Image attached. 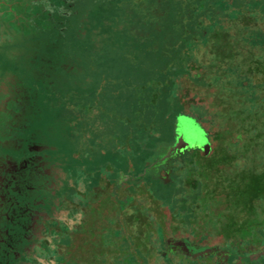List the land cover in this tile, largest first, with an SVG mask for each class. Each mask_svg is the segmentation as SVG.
Wrapping results in <instances>:
<instances>
[{"label": "rangeland", "instance_id": "1", "mask_svg": "<svg viewBox=\"0 0 264 264\" xmlns=\"http://www.w3.org/2000/svg\"><path fill=\"white\" fill-rule=\"evenodd\" d=\"M229 1L50 0L53 6L61 5L70 12L62 15L56 8L44 10L22 0H0V72H17L21 68L23 74L20 79L15 74L10 80L16 101L0 93V105L15 112L18 118L0 113V140H17L20 133L25 134L21 128L24 122L19 118L27 116L29 127L41 131L40 141L51 146L53 160L73 176L80 167L89 189L87 203L106 192L109 182L121 181L123 177L128 178L130 185L144 182L135 179L140 174L145 177V169L153 179L160 182L165 178L181 187L189 178L193 154L188 150L169 154L179 131L176 122L182 105L176 84L166 94L171 82L165 73L175 78L181 70L189 69L191 62H201L203 54L196 46L188 54L181 50L191 41L202 44L205 35H211L210 27L215 21L220 22V28L224 24L222 31L227 29L225 23L238 12L242 0H234L236 7H231ZM256 14L257 20L264 21V11ZM9 30L43 33L34 35L37 41L31 38L34 52L30 55L19 53L14 44L6 42L2 36ZM238 38L242 46L237 49V58H225L229 47L226 40L217 49L213 42L203 45L208 50L207 57L216 56V63L229 71V81H222L221 89L233 98L248 99L252 91L241 86L243 76L239 72L247 41L241 35ZM254 47L258 56L264 58V47ZM21 85L29 88L24 90ZM189 116L197 121L188 122L200 125L198 120L202 118L216 126H235L240 122V117L233 118L210 107H193ZM251 133L246 130L245 138ZM245 138L239 144L241 149ZM199 163L211 168L209 162L198 160ZM236 166L256 172L264 170V142L258 140ZM27 177L30 184L39 178L34 173ZM33 185V189L26 188L27 196H41L43 190L36 183ZM130 185L128 190L137 189ZM150 187L155 192L163 188L155 182ZM165 189L172 191L170 187ZM144 193L148 194L141 190L140 194ZM180 193L187 197L192 190ZM201 205L200 226L205 233L203 238H209L210 243L200 242V235L196 238L192 230L199 226L195 221L188 223L182 210L169 221L166 234L159 224H154L151 264H220L216 255L192 258L181 251L168 250L165 240L169 238H188L198 245L230 250L234 254L231 262L236 263V248L228 237L219 235L221 219L208 205ZM103 236L108 244L116 246L112 225ZM125 256L119 255L118 259Z\"/></svg>", "mask_w": 264, "mask_h": 264}, {"label": "trees", "instance_id": "2", "mask_svg": "<svg viewBox=\"0 0 264 264\" xmlns=\"http://www.w3.org/2000/svg\"><path fill=\"white\" fill-rule=\"evenodd\" d=\"M32 3L40 5L44 10L56 8L62 15L70 13L61 5L53 6L50 0H33ZM234 3V0L229 1L231 7H236ZM237 8L238 12L225 23L227 29L222 31L224 24L220 28V22L215 21L210 27L211 35L206 34L202 44L191 41L187 47H183V51L181 50L182 53L188 54L190 48L196 46L197 51L203 54L201 62H191V67L181 70L180 75L175 78L167 71L165 73L171 82L166 94L168 95L176 84L182 105V112L176 122L178 130L189 120L197 121L189 116L193 107H210L218 113L233 118L240 117V122L235 125L237 127L228 123L221 126L210 125L203 118L198 120L211 135L212 150L208 155H202L199 148L188 149L193 154V166L187 182L179 188L172 182H166L165 178L160 182L153 179L146 169L145 177L141 178L140 174L141 179H135L144 182H131L130 185L128 178H122L121 181L107 183V191L86 204L83 222L77 230L73 231L69 238L59 242L58 254L61 264L70 261L73 264H151V233L154 224H159L166 234L167 224L174 220L177 214H181L182 210L185 211V220L188 223L197 222L199 227L192 230L196 238L200 235V242L210 243L209 238H203L205 233L200 226L203 223L202 215L199 214L202 203L208 205L221 219L219 235L228 237L239 253L256 249L259 239L264 235V170L256 172L250 167H237L236 163L258 140L264 142V58L258 56V50L254 47V44L264 47V21L257 20L256 14L264 11V0H242L241 6ZM40 33L43 32L24 33L9 30L8 34L2 37L7 43L14 44L19 53L32 55L34 47L31 45V38L34 37L37 41V36L34 35ZM239 35L242 40L247 41L245 54L240 58L239 72L243 76L241 86L252 91V96L248 99L233 98L232 94L221 89L222 81H229V71L216 63V56L209 59L208 50L204 46L209 41L213 42V48L217 49L222 46L223 40H226L230 48L225 52V58H237V49L242 46ZM20 69L17 72H0V91L7 92L12 99L17 96L10 80L15 74L17 78H22ZM25 84L28 85L26 82ZM226 85L229 86V82ZM22 88L26 90L29 87L23 85ZM27 119V116L19 118L24 122L21 127L25 131L23 136L44 143L40 141L41 131L31 129ZM246 130L252 133L245 138ZM244 138L241 149L239 144ZM182 151L185 150L180 152ZM198 160L211 163V168L202 167ZM154 182L163 187L159 192L156 191L157 193L150 187ZM128 185L137 189L128 190ZM164 187H170L172 191L166 192ZM188 188H191L192 193L187 197L181 196L180 192ZM141 190L148 194H140ZM111 225L116 235V246L108 244L103 236ZM168 250L171 249L168 247ZM124 253L126 256L119 260V255ZM168 264L172 263L169 261Z\"/></svg>", "mask_w": 264, "mask_h": 264}, {"label": "flooded vegetation", "instance_id": "3", "mask_svg": "<svg viewBox=\"0 0 264 264\" xmlns=\"http://www.w3.org/2000/svg\"><path fill=\"white\" fill-rule=\"evenodd\" d=\"M22 1L36 5L33 0ZM0 93L16 101L7 92ZM0 113L17 118L16 113L3 104ZM50 149L48 144L38 143L35 138L32 140L21 133L17 140H0V264H61L59 242L69 238L83 222L85 196L89 191L83 182L84 174L80 167L75 176L66 171L52 159ZM176 152L180 151L169 154ZM29 173L39 176L34 182L43 190L39 197H28L25 193L27 187H35L28 181ZM263 237L252 252L241 254L236 249L235 264L247 261L264 264ZM222 251V257L217 251L210 255H216L220 264H232L233 252Z\"/></svg>", "mask_w": 264, "mask_h": 264}, {"label": "water", "instance_id": "4", "mask_svg": "<svg viewBox=\"0 0 264 264\" xmlns=\"http://www.w3.org/2000/svg\"><path fill=\"white\" fill-rule=\"evenodd\" d=\"M194 147H199L202 155H208L212 150V142L211 135L205 128L191 121L187 122L179 130L175 141L169 147L168 151H181ZM165 244L172 248V250L181 251L192 258L207 256L215 251L218 252V256H223V251L218 246L198 245L192 243L188 238H169L165 240Z\"/></svg>", "mask_w": 264, "mask_h": 264}]
</instances>
